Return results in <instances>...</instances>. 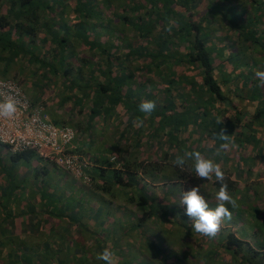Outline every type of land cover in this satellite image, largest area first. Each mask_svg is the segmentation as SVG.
Here are the masks:
<instances>
[{
    "label": "trees",
    "instance_id": "trees-1",
    "mask_svg": "<svg viewBox=\"0 0 264 264\" xmlns=\"http://www.w3.org/2000/svg\"><path fill=\"white\" fill-rule=\"evenodd\" d=\"M112 1L0 0V61L9 65L19 59L60 74L68 91L59 103L70 101L73 111H86L78 126L83 132L89 134L93 122H115L118 131L112 142L88 134L81 141L76 134L74 143L82 145L77 151L89 163L85 172L90 185L111 195L116 187H133L134 198H127L141 213L123 224L119 218L110 221L109 209L97 206L79 218L72 197L59 205V195L44 189L38 205L47 203L55 219L68 227L82 226L96 242L97 255L105 247L113 250V264H217L221 257L226 264H264V196L263 188L259 190L264 179V87L255 77L256 70H264V0H128L119 20L135 32L133 41L122 38L123 32L111 34ZM96 26L105 31L97 38ZM222 27L237 43L228 32L221 34L217 28ZM78 42L89 51L87 56L76 55ZM72 57L77 61L73 75ZM147 100L156 104L150 115L138 108ZM217 118L223 123L217 125ZM221 127L229 141L216 155L225 143L216 135ZM193 150L221 166L238 207L227 205L231 218L223 219L214 238L201 234L194 254L180 249L178 256L161 246L162 234L145 237V223L163 219L178 231H188L194 221L179 202L192 186L216 207L221 185L214 174L202 180L188 171L191 161L184 171L173 164L178 154ZM32 154L10 152L9 157L16 161ZM39 172L44 175L46 168L42 165ZM154 181L161 182V199L146 191ZM15 189L5 186L0 191V255L9 258L8 264H105L91 260V248L79 240L69 243L71 233L59 229L56 220L45 226L43 219L36 222L38 215L45 216L42 205L28 212L13 210L15 214L8 210L13 198L26 199L23 193H12ZM170 199L174 203L169 208L164 201ZM176 212L178 218L169 219ZM27 227L32 243L21 232H28ZM131 232L144 238L145 250L159 257L156 261L138 257L140 250L132 249L127 235Z\"/></svg>",
    "mask_w": 264,
    "mask_h": 264
},
{
    "label": "rangeland",
    "instance_id": "rangeland-1",
    "mask_svg": "<svg viewBox=\"0 0 264 264\" xmlns=\"http://www.w3.org/2000/svg\"><path fill=\"white\" fill-rule=\"evenodd\" d=\"M122 1L123 4L121 5H124L123 9L121 8V5L118 6V4H120ZM112 3L114 5L115 17H113L111 21H109L112 22L111 26L113 31L111 32V34L118 36L117 34L121 35V32H123L122 38L126 40L130 39L132 41L135 40V32L131 28L124 27L123 25H121V21L119 20V15L125 14L127 12L122 10L127 8V6L125 5H128V0H113ZM198 14H202V12ZM219 25L217 26L220 27ZM217 29L222 32L221 34H227L228 32L225 27ZM94 30L97 32L96 38L100 34L105 33V31L98 26H96ZM228 33L231 35V37L229 38H232V41L236 42L234 40V35L230 32ZM106 38H110V36H106ZM74 40L76 41L77 39ZM74 40L71 42V44L75 42ZM236 43L235 45H237ZM73 48L76 51V55L78 56H80V54H83L85 56L89 54V51L81 43L76 44ZM235 48L233 47V49ZM256 58H259V54L256 55ZM24 62L25 61L16 59L9 65H6L5 61H0V79H12L16 81L32 104L42 106L44 111L48 113L50 119L54 120L55 122L65 123L66 121L69 126L75 129L78 138L80 140L82 139L86 141L87 138L85 137V134L88 133L83 132V130L79 128L80 124L85 119L86 111L84 110L82 113H77L75 112V110L73 111V109L71 108L70 101H67L63 104L59 103V97L62 95V92L67 93L68 91L67 88L64 87L65 85L63 83V80L61 79V75H52L51 73H46L44 70H41L37 65L36 67L34 63L24 65ZM70 62L71 75H73L75 73V66L77 64V61L74 57H72ZM135 62L136 61L134 60L133 64H135ZM139 63L140 61L137 62V64ZM117 131L118 130L116 128L115 122L109 121L101 123L98 121L93 122L91 126V132L88 135L90 138L93 139H102L103 142L106 137L110 142H112V140L115 139V132ZM80 146L82 145L77 144L76 147L78 150L82 148ZM129 148L134 149L132 145H130ZM143 148L144 147H142L141 149L143 150ZM9 154L10 152L8 151V149L5 146L0 145V191L5 186H14L16 187V189L13 190L12 193H23L25 195L24 197L26 198H18L16 200H14L13 198V200L9 204H7L6 208L8 210H11L12 213L13 210L16 213L20 212V210L21 212H28L30 207H35L37 210H39V207H41V205L42 207L47 206V203L45 204V202H43V204L38 205L40 202L39 193L44 190L46 193L58 194L60 197V201L57 204L59 205H62L63 199L65 200L66 198L72 197V207L75 208V211L77 213H79V218L80 215H82L83 218V215L85 213H91L90 210L95 209L97 206L109 209L110 217L108 216V219L110 221L112 220V222H114V219L119 218L120 221L122 220L123 224H127L130 219L132 220V218L137 217L141 213L139 206H137L133 201H128L127 198H134L135 193L137 191L133 190V187H131V189H120L116 187L113 190V195H111L109 193H104L97 190L92 184L84 185L78 183L77 181L73 180L68 174H66L60 169H57L52 163L40 159L36 154H32L27 159H18L16 161L11 160ZM143 157L147 158L145 157V155ZM42 165L46 168L47 173H44L43 175L42 172H39L37 174ZM224 167V169H227V172H230L229 167H227L226 165H224ZM263 183L264 179L261 180V183H259V190L263 188V190L261 191L262 196H264V186L262 187V185H264ZM151 185V190L148 189L146 191H153L154 195L158 199H161V182L154 181ZM5 191L7 192V190ZM168 201L169 202L164 201V204L166 206L169 205L170 208V205L171 203H174V200L170 199ZM42 213H44L45 216L38 215L37 219L35 220L36 222H41L43 219V226H45V223L49 222L50 220V222H55V213H53L52 209L46 208V211ZM173 215H170L169 219L173 220L174 218H178L177 212L175 213V216ZM30 222L31 221H28V223ZM22 224L24 225V222ZM88 225L89 229L93 227V224ZM118 226L120 227V225ZM57 227L59 229L62 228V230H68L69 233H71L69 243L72 244V242L74 243L75 240H79L82 244H84V246L91 248V250L88 251L91 255L88 253V256H91L92 259H89L98 261V259L96 258V242L91 239L90 235L86 232V230L83 229L82 226H79V228L81 229L76 227V225L74 224L68 227L67 223L65 224V222L63 223L57 221ZM145 227H147V229L144 231L145 237H154L156 235L162 234L160 235L161 237L158 239V241L161 243V246L165 247V249L169 250L171 248L172 250L178 252V256L180 253V249H183V252L186 251L187 253L194 254L196 251L195 249L200 244V242L198 243L197 241L200 239L199 237L201 234L196 233L193 227H190L188 229L190 233L194 232L193 235H186V232L188 231H178L170 227L167 223H165V221H163V219L156 221L155 223H151V220L150 222L147 221L145 223ZM107 228L108 227H106V229ZM44 229L49 230V227H45L43 228V230ZM22 230L23 231L21 232L25 233L24 237L27 238L26 241L28 243H32L33 237L30 236V232H26L24 229ZM117 231L120 233L119 229ZM42 232V230H39V235H42ZM15 234H18V232H16ZM181 234L184 238L181 236ZM127 235L133 240L130 243L132 249L140 250V252L137 253L139 258L148 259L149 261H154L155 259L159 258L157 256L153 257L151 255L150 250H145L146 241L143 237L136 236L134 232H131L130 235ZM179 238L180 242L177 241L179 240ZM8 261L9 258L6 257L4 253L0 255V264H8ZM158 261H160V259H158ZM170 261L165 260V262ZM165 262L163 263L166 264ZM226 262L227 259L221 257L216 263L226 264Z\"/></svg>",
    "mask_w": 264,
    "mask_h": 264
},
{
    "label": "built area",
    "instance_id": "built-area-1",
    "mask_svg": "<svg viewBox=\"0 0 264 264\" xmlns=\"http://www.w3.org/2000/svg\"><path fill=\"white\" fill-rule=\"evenodd\" d=\"M12 100L16 112L0 116V144L9 152L32 151L80 184L89 185L88 161L77 151L76 132L68 124H55L42 106L34 105L12 79H0V101Z\"/></svg>",
    "mask_w": 264,
    "mask_h": 264
},
{
    "label": "clouds",
    "instance_id": "clouds-1",
    "mask_svg": "<svg viewBox=\"0 0 264 264\" xmlns=\"http://www.w3.org/2000/svg\"><path fill=\"white\" fill-rule=\"evenodd\" d=\"M171 31V26L168 28ZM256 79L259 80L260 86L264 87V70H256ZM156 104L154 101H142L138 108L141 113L150 115L155 110ZM16 112V105L12 100L0 101V116L11 117ZM139 119V118H137ZM136 124V121H133ZM140 125L143 120H139ZM217 125L222 124V118H217ZM222 143L220 148L216 150V155H220L221 151L227 147L229 135L221 127L219 132H216ZM191 161L189 172H193L200 179H212L214 174L216 181L220 182V188L216 193L217 205L211 208L205 198L200 194L197 186H192L183 192L180 205L185 207V212L191 220L194 221L192 227L196 233L214 238L220 230L221 223L224 218H231V211L227 205L233 209L238 207L237 201L228 192V185L225 182V173L218 163H214L212 159L205 158L200 151H185L183 155H177L173 164L184 171L188 162ZM114 251L105 247L102 252L97 255L98 260H102L105 264H113Z\"/></svg>",
    "mask_w": 264,
    "mask_h": 264
},
{
    "label": "crops",
    "instance_id": "crops-1",
    "mask_svg": "<svg viewBox=\"0 0 264 264\" xmlns=\"http://www.w3.org/2000/svg\"><path fill=\"white\" fill-rule=\"evenodd\" d=\"M56 168H57V167H56ZM57 169H58V168H57ZM46 173H47V170H46ZM46 173H45V174H46ZM27 229H28V227H27ZM28 230H29L28 232H32V231H30V229H28Z\"/></svg>",
    "mask_w": 264,
    "mask_h": 264
}]
</instances>
